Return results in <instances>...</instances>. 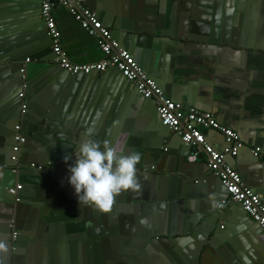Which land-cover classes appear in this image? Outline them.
Segmentation results:
<instances>
[{"label":"crops","instance_id":"1","mask_svg":"<svg viewBox=\"0 0 264 264\" xmlns=\"http://www.w3.org/2000/svg\"><path fill=\"white\" fill-rule=\"evenodd\" d=\"M78 1L98 12L112 37L134 55L167 98L212 112L240 134L245 148L237 158L226 160L264 203V155L256 158L251 153L255 146L264 151V0ZM38 5V0H0V264L36 263L21 252L23 240L14 259L16 251L7 239L10 204L16 206L12 214L16 227L28 231L56 222L78 226L75 221L85 213L95 219L103 215L95 208L80 207L68 183L64 158L72 155L69 164L75 163L74 154L86 132L95 139L92 120L109 122L98 131H107L112 142V118H127L133 112L124 78L113 69L83 80L69 78L54 65L36 13ZM18 16L23 27L16 31L10 23ZM54 17L72 61L103 57L95 39L65 7L58 5ZM27 58L32 61L26 63ZM20 93H24L21 102L31 105L23 121ZM136 100L138 118L146 125L141 132H147L148 147L153 144L159 150L153 156L159 169L154 178L159 182L150 186L137 170L140 191L129 202L119 198L111 213L104 214L107 236L104 230L91 232V228L72 232L73 247L65 253L68 261L73 257L69 264H264V233L239 204L228 201L218 207L228 196L210 171L207 155L182 161L191 150L163 128L151 102ZM17 124L28 136L18 177L9 170V147ZM114 125L118 131L127 127V120ZM203 133L216 150H223L220 133L211 129ZM164 138L169 155L163 154ZM29 163H39L43 169L33 173ZM193 177L208 183L196 187ZM16 184L23 186L20 203L5 192ZM53 238L62 240L58 234ZM127 257L133 263H126Z\"/></svg>","mask_w":264,"mask_h":264},{"label":"built area","instance_id":"2","mask_svg":"<svg viewBox=\"0 0 264 264\" xmlns=\"http://www.w3.org/2000/svg\"><path fill=\"white\" fill-rule=\"evenodd\" d=\"M58 5L65 7L75 21L95 39L103 53L101 59L85 63L71 60L62 46L61 32L54 17V9ZM40 16L45 23L46 33L51 39L55 62L60 68L70 75H88L93 72L103 73L111 67H116L123 77L134 85L143 98L155 100L156 113L161 124L168 127L184 144L191 147L188 157L190 162L195 161L201 153L207 155L210 171L214 176L219 177L228 193V200H222L219 207L227 204L228 201L239 204L264 233V203L260 195L242 179L239 171L226 160L228 156H238L240 151L245 148V143L236 130L221 124L212 112L167 98L158 83L138 65L134 55L112 37L111 30L101 22L97 12L78 0H41ZM29 62L31 60L27 58L26 63ZM23 97L24 93H20L19 98ZM21 108L23 114L27 105L23 103ZM14 129L16 134L13 138L11 160L17 162L21 145L25 142V136L21 133L20 124H17ZM203 129L215 130L221 134L225 143L223 150H216L206 140ZM251 153L256 158H262L264 155L261 146L252 147ZM41 167L39 166V169ZM12 171L17 173L16 168ZM22 187L21 184H16L7 188V193L14 197L16 202H19L18 192ZM15 236L16 233L13 234V238Z\"/></svg>","mask_w":264,"mask_h":264},{"label":"water","instance_id":"3","mask_svg":"<svg viewBox=\"0 0 264 264\" xmlns=\"http://www.w3.org/2000/svg\"><path fill=\"white\" fill-rule=\"evenodd\" d=\"M38 1H39V5L37 6V9H39V13H38V11L36 13L38 14V17L40 18V20H41V22H42V24L44 25V28H45V23H44V21L42 20V18L40 16L41 0H38ZM97 14H98V12H97ZM10 24H11L10 26H11V28L13 30L19 31L23 27V18H21V16H18ZM44 31H46V28H45ZM47 37H48V40H49L50 54L52 55L51 60L53 61L54 65L58 68L59 65L55 62V55H54V53L52 52V49H51V39H50V37L48 35H47ZM30 60L32 61L31 58H30ZM58 69H61L64 73H66V75L69 78L80 77L83 80H87V79L91 78L93 74H99L98 72H93V73L88 74V75H82V74L70 75L68 72H66L62 68L59 67ZM109 69H113L114 71H116L120 75H122V73L116 67H111ZM16 77L19 78V82H21L20 80H23V77H22L20 72H19V74H16ZM81 79H79V80H81ZM126 81L127 80L124 78V83H125L124 87H127L129 89V92H130L131 106H132V111H133L132 115H130L127 118H123L121 116H117L115 118H112V125H113L112 142H109L110 139H109V136L107 135V131L106 132L105 131H100V132L98 131V127H102V130H103L104 128H106V126H107V124L109 122H107L105 124V123H101V122L92 120V123L90 124V130H92L93 132H96V134L93 136L95 138V140H98V141H100L102 143H104L105 141H108L109 143H114L117 140H120V141L123 142V146H124V149H125L126 153H131V152L139 153L140 156H141V162L137 165V170L139 171V173H142V175H140L139 178H143V181H145V183L149 184L150 186H153L154 184H157L159 182L158 180H156L154 178V176H155L154 173H156L159 169L156 167V165L153 164V162L156 161L155 159L153 160V156L159 150L154 149L155 146L153 144H152V146L148 147V144H147L148 141H146L147 138H148L147 132L146 133L141 132V130L143 128H145L146 125L142 124L140 118H138L139 109L137 111V106H139V104L137 103L136 99L141 98L143 100H146L147 102H151L152 105L154 106L155 112H156V105H155V102H154L155 100L153 98H151V99L143 98L137 92V90L135 89L134 85L131 82H128V81L126 82ZM132 89L135 91V93L132 92ZM18 97H19V95H18ZM19 100L21 102L22 98H20ZM23 103H25V101L21 102L20 108H19V111H20L19 115H22V117H21L22 120L21 121H23V117H24V119L26 118L25 114L27 113L28 110L31 109V105L27 106V108L25 110V113L22 114L21 106H22ZM136 117H137V120H136ZM156 117H157L159 123L161 124L160 119L157 116V113H156ZM126 120H127V127L123 128V129H118V131H117L116 128H115L114 123L121 122V121H126ZM18 123H19V120H18ZM96 126H97V128L94 129V127H96ZM162 126H163V128H165L168 131L169 134L171 133V131H170V129L168 127H166L164 125H162ZM113 130H114V132H113ZM21 133L24 135V131H23L22 127H21ZM152 134H154V133H152ZM152 134L149 135V136H154ZM24 136H25V142L21 145V149L19 151V159H18L17 162H14V161L11 160V156L13 154L12 153V145L14 144V141H13L14 137L12 138V141H11L10 147H9L10 150H11L10 160L12 161V162L9 163V166H10L9 170L11 172H13L12 169L16 168L17 169V173H14V172L13 173L16 174L17 177L21 175V172L23 171L22 166L25 164L24 161H23V149H22V147H24L25 143L27 142L28 136L27 137H26V135H24ZM156 137H158V136H156ZM165 141L167 142V140L164 138L163 141H162L163 142L162 143L163 154L164 155H167V154L169 155L170 154L169 146L167 144H165ZM180 141H181V139H180ZM181 144H183L185 147H188V149L191 150V147L189 145L184 144L182 141H181ZM189 155H190L189 152L186 153L185 155H183L182 156V161H186V159L188 160ZM237 157L238 156L232 157V158L235 159ZM144 160L146 162H144ZM188 162H190V161L188 160ZM38 164L39 163H34V166H32L33 163H29L28 166L30 167L31 171H33V173H38L37 171H41L43 169V167H41L39 169ZM151 164H152V166L150 168H148L147 171L145 170V168H143V166H150ZM143 170H145V171H143ZM214 177L220 181L219 177H216V176H214ZM242 178H243V176H242ZM243 180L245 181V177L243 178ZM191 183L194 186H196V187H201L202 185L203 186L207 185L208 180L206 178H203V177L202 178L201 177H196V178L193 177L191 179ZM7 188H9V186L5 188V192H7ZM225 192H226V194L228 196V193H227L226 190H225ZM133 194H134V192H131V191L122 193L117 198V200L119 198H124V201L129 202V201L132 200V195ZM18 197L20 198V201L16 202V203L23 202L22 201V196H21V191L18 192ZM134 197H135V195H134ZM221 202H222V200H221ZM221 202L218 204V207L221 204ZM25 203H27L26 200H25ZM28 203H29V201H28ZM38 204L39 203L37 201L33 205H38ZM10 207H11V212L8 213V215H7V216L10 215V217L8 218V221H7V222H9V223H7L8 224V234H9V236L7 235V239L9 237L8 242H9V245L11 247V250L12 251H16L15 254L13 255L14 259H15L16 255H17V250L19 248V243L23 240L25 249H20V250L26 256H29L30 258H34V260L36 262L35 264H69V262L70 263L72 262V258L73 257H71L69 259V261H68L65 253L68 252L73 247L72 246V241H71V238H70V236L72 235V232L75 233V232H78V231H83V229L86 230L85 228H91V230H89L91 232H97L99 230H104V231H102L103 236H107V233H108L107 230H106V224H105V221H106L105 218H108V217L105 216L104 214L103 215L100 214L99 218L95 219L91 215L88 216V213H85V215H83L81 217V220L75 221V222H78V224L79 223L81 224V225H78L79 227L78 226H71L70 224H65V223H64L63 226H60V224H58L56 222V226H52V225H50V223H47V224L44 225V227L31 229L30 231H28V229L17 228L16 227V225H15L16 224V219L12 216V214L16 213V206L13 205V204H10ZM5 222H6V219H5ZM215 222L217 223L218 221L216 220ZM254 223H256V222H254ZM71 224H74V223H71ZM224 227L225 226H223V228ZM258 227H259V225H258ZM6 232H7V230H6ZM25 232H31V233H34V234H29L28 235ZM14 233H16L15 238H13V234ZM217 233H219L218 232V228L216 230L214 229V234L216 235ZM55 234H58V237L62 238V240H60L58 238L55 240L53 238V236ZM30 246L33 249L29 248ZM130 259H131L130 257H127L125 259L126 263L127 262L133 263Z\"/></svg>","mask_w":264,"mask_h":264},{"label":"clouds","instance_id":"4","mask_svg":"<svg viewBox=\"0 0 264 264\" xmlns=\"http://www.w3.org/2000/svg\"><path fill=\"white\" fill-rule=\"evenodd\" d=\"M84 135L74 154L75 163L69 164L72 155L64 158L70 174L68 183L81 208H95L109 214L122 193L140 191L137 165L141 156L136 152L126 153L120 140L101 145L91 138L90 131Z\"/></svg>","mask_w":264,"mask_h":264}]
</instances>
